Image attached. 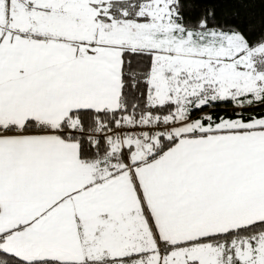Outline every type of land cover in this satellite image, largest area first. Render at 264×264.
<instances>
[{
    "label": "snow or ice",
    "instance_id": "snow-or-ice-1",
    "mask_svg": "<svg viewBox=\"0 0 264 264\" xmlns=\"http://www.w3.org/2000/svg\"><path fill=\"white\" fill-rule=\"evenodd\" d=\"M0 264H264V0H0Z\"/></svg>",
    "mask_w": 264,
    "mask_h": 264
}]
</instances>
